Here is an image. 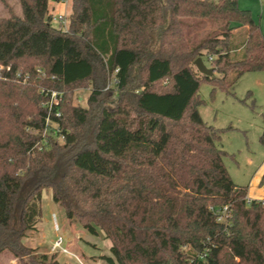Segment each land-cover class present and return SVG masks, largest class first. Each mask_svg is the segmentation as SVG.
<instances>
[{"label": "trees", "instance_id": "obj_1", "mask_svg": "<svg viewBox=\"0 0 264 264\" xmlns=\"http://www.w3.org/2000/svg\"><path fill=\"white\" fill-rule=\"evenodd\" d=\"M21 1L23 17H0V258L62 264L23 241L50 188L70 221L111 241L108 264H264V199L248 201L233 181L222 129L199 111L203 81L231 92L264 70L251 10L238 0H71L65 30L50 12L62 0ZM185 18L218 28L194 40ZM204 55L212 76L194 64ZM47 118L57 125L48 136Z\"/></svg>", "mask_w": 264, "mask_h": 264}, {"label": "rangeland", "instance_id": "obj_2", "mask_svg": "<svg viewBox=\"0 0 264 264\" xmlns=\"http://www.w3.org/2000/svg\"><path fill=\"white\" fill-rule=\"evenodd\" d=\"M239 6L249 9L254 19L259 22L264 35V0H238ZM50 12L53 17L59 14L64 16L65 24L52 20L53 24L68 28L72 12V1L62 0L52 3ZM12 14L23 17L21 0H0V17H10ZM215 20H197L195 18L183 19V29L194 39L201 40L211 36L218 28ZM203 59L207 64V57ZM208 65V64H207ZM116 81L111 82L105 88ZM77 101L85 104L87 88L76 90ZM199 95L204 103L199 107L202 118L209 124L222 129L220 147L228 155L224 162L232 179L241 185H248L252 180L254 187L261 188V176H257L264 162V142L261 137L264 132V70L248 71L242 74L235 82L231 92H226L203 81L199 88ZM56 128V124H50ZM47 130V136L52 132ZM55 137L58 135L53 134ZM262 174V173H261ZM253 200V199H252ZM257 200H263L258 197ZM42 216L33 230L28 231L23 241L40 252L49 255L56 253V259L62 264H108L101 259V255H111V241L105 238L104 232L93 235L77 221H70L62 207L52 199L50 188L42 190L41 200ZM63 238V247L54 249L58 238ZM3 264H21L10 254L1 256Z\"/></svg>", "mask_w": 264, "mask_h": 264}, {"label": "built area", "instance_id": "obj_3", "mask_svg": "<svg viewBox=\"0 0 264 264\" xmlns=\"http://www.w3.org/2000/svg\"><path fill=\"white\" fill-rule=\"evenodd\" d=\"M53 20L55 21H57L58 23H63V24H65L64 22H65V18H64V16H62V15H58V16H54L53 17ZM0 68H1V66H0ZM115 80V79H114ZM116 81V80H115ZM60 97H61V95L58 93V92H56V91H52L51 92V98H52V102L53 103H58V101H59V99H60ZM57 115L59 116L60 115V113H57ZM47 122H46V125H47V127L49 128V126L51 127V120L49 119V118H47V120H46ZM54 128V127H53ZM51 129H52V127H51ZM55 135H58L59 137H60V140H63L64 139V137H63V135H59L58 133H56ZM248 201H251V199H248ZM226 209V207L224 208V210ZM223 217L221 216L220 217V219H222ZM59 247L60 248H64L63 247V238L62 237H60V238H58L57 240H56V242H55V244H54V246H53V248L56 250V249H59ZM206 256V253H203L202 254V256L201 257H205Z\"/></svg>", "mask_w": 264, "mask_h": 264}, {"label": "crops", "instance_id": "obj_4", "mask_svg": "<svg viewBox=\"0 0 264 264\" xmlns=\"http://www.w3.org/2000/svg\"><path fill=\"white\" fill-rule=\"evenodd\" d=\"M263 171H264V162L262 163V165L260 167V172L257 176H259V175L261 176L262 175L261 173H263ZM239 183H241V182H238L237 184H239ZM239 185H241V184H239ZM245 186H248V198L249 199H251V200L252 199H258V197H260V199H264V186L256 189L253 185L252 180H250L249 184L245 185Z\"/></svg>", "mask_w": 264, "mask_h": 264}, {"label": "water", "instance_id": "obj_5", "mask_svg": "<svg viewBox=\"0 0 264 264\" xmlns=\"http://www.w3.org/2000/svg\"><path fill=\"white\" fill-rule=\"evenodd\" d=\"M195 66L197 67V70L207 76H212L214 74V69L209 67L202 57H198L194 61Z\"/></svg>", "mask_w": 264, "mask_h": 264}]
</instances>
